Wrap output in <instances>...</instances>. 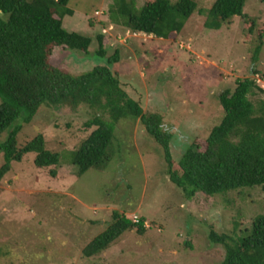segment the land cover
<instances>
[{"label":"rangeland","instance_id":"1","mask_svg":"<svg viewBox=\"0 0 264 264\" xmlns=\"http://www.w3.org/2000/svg\"><path fill=\"white\" fill-rule=\"evenodd\" d=\"M147 1L136 0V9ZM195 1L201 12L180 33L158 38L110 22L112 0H69L72 14L63 17V27L92 42L87 52L56 46L50 54L51 64L78 75L106 64L117 49L118 61L109 66L144 112L160 114L162 129L171 134L172 169L191 143L205 146L223 115L218 101L223 90L245 77L264 88V38L253 58L264 3L246 0L245 16L213 29L204 21L214 0ZM98 33L105 38L103 57L96 53ZM250 99L258 105L264 91L255 90ZM96 113L86 104L41 106L29 122L18 117L0 135L2 143L18 124V146L41 134L45 148L60 159L57 167H37L35 153L28 152L0 180V264H221L224 247L209 239L210 229L233 234L249 226L264 211V190L187 198L171 181L161 146L130 117L115 124L107 166L78 176L71 152L93 129L84 123ZM113 211L143 218L145 231L129 229L106 249L85 256L83 248L111 222Z\"/></svg>","mask_w":264,"mask_h":264},{"label":"trees","instance_id":"2","mask_svg":"<svg viewBox=\"0 0 264 264\" xmlns=\"http://www.w3.org/2000/svg\"><path fill=\"white\" fill-rule=\"evenodd\" d=\"M245 1L214 0L204 26L218 29L233 16H245ZM68 2L0 0V135L18 117L29 122L41 106L86 104L99 113L84 123L87 128L94 127L71 152L78 176L90 168L103 170L107 166L112 157L115 124L121 118L130 117L138 119L145 132L161 146L170 179L187 198L196 193L214 196L253 187L264 190V101L257 105L250 99L255 90L263 92L264 88L253 77L237 78L232 89L218 95L223 115L210 129L205 146L191 143L176 161L177 168L172 169L171 134L162 129L160 114L144 112L109 66L118 61L117 49L106 58V64L94 65L78 75L51 64L54 47L87 52L92 42L90 36L63 27V17L72 14ZM196 11L201 12L195 0H150L139 9H136V0H112L107 16L110 22L133 32L168 38L171 33H180ZM250 24L253 27V22ZM258 38L253 58L263 42L264 24ZM96 39V53L103 57L105 38L98 33ZM19 128L18 124L12 127L0 143V180L9 171L11 162L20 161L28 152L35 153L37 167L59 165L58 152L45 148L41 134L18 146ZM50 173L55 175L56 169H50ZM111 216L106 228L83 248L85 256L106 249L129 229L136 227L138 233L145 231L143 218L133 222L117 211ZM208 236L224 247L221 264H264V211L253 216L249 226L239 232L217 233L210 229Z\"/></svg>","mask_w":264,"mask_h":264},{"label":"built area","instance_id":"3","mask_svg":"<svg viewBox=\"0 0 264 264\" xmlns=\"http://www.w3.org/2000/svg\"><path fill=\"white\" fill-rule=\"evenodd\" d=\"M103 33H104V32H103ZM133 33H134V32H133ZM138 219H139V218L134 217L132 221H134V222H138Z\"/></svg>","mask_w":264,"mask_h":264}]
</instances>
